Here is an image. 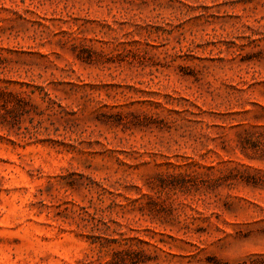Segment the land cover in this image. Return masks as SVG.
I'll return each instance as SVG.
<instances>
[{"label":"rangeland","instance_id":"rangeland-1","mask_svg":"<svg viewBox=\"0 0 264 264\" xmlns=\"http://www.w3.org/2000/svg\"><path fill=\"white\" fill-rule=\"evenodd\" d=\"M4 87L0 264H264V0H0Z\"/></svg>","mask_w":264,"mask_h":264},{"label":"trees","instance_id":"trees-1","mask_svg":"<svg viewBox=\"0 0 264 264\" xmlns=\"http://www.w3.org/2000/svg\"><path fill=\"white\" fill-rule=\"evenodd\" d=\"M76 57L84 62L90 61V56L88 54H83V51L76 53ZM7 93L16 94L15 92L10 91V90L6 91L5 87L0 88V108H2L4 112L7 111L6 106L9 100H7L6 98H3V96ZM258 137H259L258 138L259 141L262 140V142H264V127L260 130ZM245 181L250 182L249 180H245ZM252 183H255V182H252ZM137 253L138 252H133V250L127 249V248L115 249L112 251L110 258L106 261V264H136V263H139L142 260H140L138 256H136Z\"/></svg>","mask_w":264,"mask_h":264}]
</instances>
